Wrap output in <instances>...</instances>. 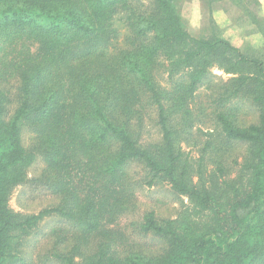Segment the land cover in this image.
Instances as JSON below:
<instances>
[{
  "label": "trees",
  "instance_id": "trees-1",
  "mask_svg": "<svg viewBox=\"0 0 264 264\" xmlns=\"http://www.w3.org/2000/svg\"><path fill=\"white\" fill-rule=\"evenodd\" d=\"M221 1L201 0L210 30L193 36L175 0H0V79H19L11 114L12 98L0 87V264H23L25 237L52 214L73 229L69 249L55 243L51 251L59 264H264V51L246 52L220 35L210 13ZM231 1L264 35L263 18L261 25L243 8V2L257 7L259 1ZM121 11L122 47L112 30ZM212 67L228 75L213 99L215 129L226 146L247 144L234 177L220 157H211L207 169L213 141L196 160L180 144L193 136L189 98ZM231 99L253 105L257 122L238 125ZM149 111L160 138L143 143ZM24 127L35 135L28 148ZM38 155L45 165L33 181L58 201L37 213L15 211L10 196L28 182ZM133 163L147 169L148 185L161 179L186 198L185 208L175 218L144 213L138 229L161 241L154 253L121 252L115 234L105 231L83 255L102 220L112 222L136 201L127 172ZM65 231L58 242L69 238Z\"/></svg>",
  "mask_w": 264,
  "mask_h": 264
},
{
  "label": "rangeland",
  "instance_id": "rangeland-1",
  "mask_svg": "<svg viewBox=\"0 0 264 264\" xmlns=\"http://www.w3.org/2000/svg\"><path fill=\"white\" fill-rule=\"evenodd\" d=\"M133 1L137 2L138 0ZM140 1L145 5L149 2V0ZM175 2H177L181 16L186 21L185 23H187V28L191 35L201 36L204 31V35L209 34L208 9L202 7L201 0H175ZM225 3L227 4L226 6L230 5L227 2ZM225 3L222 4L223 7ZM138 4L141 6L139 2ZM243 5V8L246 11L249 10L254 13V17L259 20L257 23L263 25V21L261 20L262 17L260 16V5L256 7L253 2L247 3V6L245 5V2H243ZM218 6L220 7L221 3ZM198 9L200 15L197 13ZM215 9L216 8H214V10ZM124 18L125 13L124 11H121L117 13L112 20V30L116 36L113 42L120 47L125 45L124 39L127 35ZM212 20L215 22L216 30L220 32V35L225 39H228L233 45H236V43L242 45L239 37L240 31L232 28L230 29V35L226 34V32L228 33L229 27L228 29H226V27H221L213 16ZM236 26L238 27L237 24ZM226 35H228L229 38ZM261 39L262 40L257 43L249 42L250 45H246L247 43L244 42L242 49L250 53L253 51L255 52V49H258V54L263 55L264 35H262ZM32 48L34 51L38 49V43L32 44ZM227 76L228 75L217 67L210 68V72L195 91V95L189 98L192 117L195 119L192 128L193 136L192 139L189 138V140L183 138L180 144L182 149L190 156L189 158L196 160L199 155H201V149L205 142L207 140L213 141V149H209L206 154L207 169L210 170L213 167L211 157H220L226 166H228L229 177H234L238 172L239 164L242 161L247 144L235 142L226 146L222 136H220L215 129L213 119V111L217 109L213 103V99L216 92L220 91L219 87L222 85L221 81L225 80ZM158 79L161 85L165 86V88L168 87L169 82L163 73H159ZM0 87L9 95V97L12 98V103L9 105V113L11 114L18 103L17 93L19 79L17 75H5L3 79H0ZM228 104L230 105V108L233 109L232 111L235 115V122L238 125L246 126L257 122V109L248 101L231 99ZM149 112V116L146 115L144 117L142 124L143 137L141 141L143 143L156 142L160 138V132L157 125H155L154 112ZM34 136V133L30 131V129L24 127L22 131V142L24 146L27 148L30 147L34 141ZM215 148H219V150H216ZM44 165L43 158L38 155L36 160L28 168V182L15 187L10 196L9 205L12 209L22 213H37L38 211L57 203L59 198L57 195L51 193V191L39 181H33L34 178H40ZM127 172L130 179L136 184V201H134L131 208L125 211L123 215L114 217L112 222H109L106 219L102 220L103 223L99 234H93L90 237L89 242L82 246L83 255L89 254L94 250L97 240L105 231H111L115 234L114 237L116 239L117 248H119L121 252L128 251L129 249H136L145 253H154L159 250L162 245L161 241L157 238L151 236L144 237L140 233L138 226L142 221L144 213L152 210L159 219L175 218L185 208V205L188 202L187 199L176 194L167 182L157 179L151 185L146 183L150 180V175L142 164L133 163L128 165ZM71 228V224L68 221L56 214L43 218L38 223L36 229L30 235L25 237L23 241V264H59L51 256V251L53 250L55 243H58L56 248L61 251L66 252L69 249L72 244L70 235L72 232L71 230L73 229ZM60 229L66 230L65 233L69 236L64 242H58L61 239V235H58L60 234Z\"/></svg>",
  "mask_w": 264,
  "mask_h": 264
},
{
  "label": "crops",
  "instance_id": "crops-1",
  "mask_svg": "<svg viewBox=\"0 0 264 264\" xmlns=\"http://www.w3.org/2000/svg\"><path fill=\"white\" fill-rule=\"evenodd\" d=\"M258 1L260 3V16L263 18L264 21V0H258ZM225 2H227L230 5L226 6L227 4ZM220 3L221 6L219 7L218 5H220ZM223 3H225L224 7L222 6ZM214 8L216 9L214 10ZM211 9L212 11L210 14L215 18L218 24L221 27H226V29H228L229 27L228 33L226 32V34L230 35V29L232 28L237 31H240L239 37L242 45L244 44V42L247 43L246 45H250L249 42L257 43L260 40H262L261 39L262 35L258 31V28H256V25L252 21H249L250 19L248 20L247 16L240 10L239 6H237L233 2L224 0V2L221 1L218 4H216L215 7H211ZM197 13L198 15H200L199 9ZM236 24L238 25V27L236 26ZM226 36L228 37V35ZM242 45L236 43V46L241 49L243 48Z\"/></svg>",
  "mask_w": 264,
  "mask_h": 264
}]
</instances>
